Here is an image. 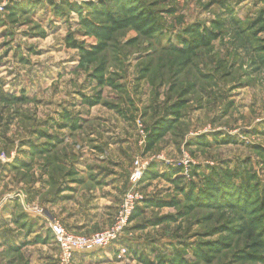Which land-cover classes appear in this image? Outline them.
<instances>
[{
    "label": "rangeland",
    "instance_id": "1",
    "mask_svg": "<svg viewBox=\"0 0 264 264\" xmlns=\"http://www.w3.org/2000/svg\"><path fill=\"white\" fill-rule=\"evenodd\" d=\"M100 1L109 9L96 19L92 11ZM126 2L137 4L125 9L118 0H0V166L9 169L2 174L0 204L16 200L23 218L26 204L17 196L32 199V186L45 190L46 164H56L59 156L69 163L110 165L116 175H126L123 194L133 161L161 156L170 163H148L147 170L154 164L165 174L141 180L145 203L138 206L141 214H132L126 253L116 259L158 264L157 256L169 259L177 250L189 264H264V0ZM84 19L107 28L112 22L121 25L109 32V50L89 59H83L80 48L90 50L101 37L82 26ZM236 24L248 25L254 42L244 39ZM199 34L214 37L194 48L196 56H179L184 41L194 42ZM97 71L103 87L94 77ZM110 81L121 90L112 89ZM95 92L124 117L115 108L82 105V97ZM155 108L163 118L178 120L145 152ZM65 111L77 119V130L58 127ZM91 134L105 140L95 149L103 153L101 159ZM45 143L55 145L49 155L33 154L32 144ZM207 167L238 174L239 184L253 181L259 200L189 205L181 190L191 181L199 185ZM53 170L57 179L67 172L58 166ZM150 200L160 207L147 206ZM32 202L44 211L41 197ZM160 218L158 225L148 223ZM20 243L0 247V264L40 263L32 242ZM186 243L202 246L204 253L195 256ZM54 260L58 264V255Z\"/></svg>",
    "mask_w": 264,
    "mask_h": 264
},
{
    "label": "crops",
    "instance_id": "2",
    "mask_svg": "<svg viewBox=\"0 0 264 264\" xmlns=\"http://www.w3.org/2000/svg\"><path fill=\"white\" fill-rule=\"evenodd\" d=\"M116 115L122 118L120 115ZM129 118L133 117L129 116ZM93 121L100 122L95 118ZM92 136L94 138L91 144H94V150L98 149L99 146L97 147V145L105 146V140H97L98 138L95 135L91 134L90 137ZM95 152L98 154L96 158L101 159L99 156L103 153L96 150ZM80 153L84 154V150ZM58 158L56 164H46L45 190L32 186V199L41 197L42 205L45 207L42 206L44 211H40L38 206H34L33 204L36 202H32V199H26L22 195L17 196L19 199L17 201L21 205L26 204L22 206L23 218L20 217V211L15 204L16 200L10 201L12 199H7L4 201L3 199V204H0V247L8 250L9 247L16 246L20 242V244L24 241L32 242V247H35V260L36 262L39 261V264L56 263L54 259L57 258L58 250L49 230L51 222L60 223L67 232L76 235L95 234L111 226L121 203L127 179L126 175L124 178L123 175H116L115 168L104 163L97 166H88L82 163H69L66 158L60 156ZM80 158L84 159L83 155ZM56 166L67 170L60 179H57L56 174H52L56 173V170H53ZM5 170H9L8 167L0 166V182L5 179L2 176ZM52 170L53 172L50 173ZM69 170L73 172L72 176H67ZM8 173L9 176L10 171ZM8 196L7 198H11L10 195ZM129 234L126 230L123 235L124 244H115L91 253L75 254L74 263L132 264L126 258L116 259L118 245H126V241L130 239ZM45 235H50V237ZM35 238L45 240V243H34Z\"/></svg>",
    "mask_w": 264,
    "mask_h": 264
},
{
    "label": "trees",
    "instance_id": "3",
    "mask_svg": "<svg viewBox=\"0 0 264 264\" xmlns=\"http://www.w3.org/2000/svg\"><path fill=\"white\" fill-rule=\"evenodd\" d=\"M121 3V8H123V6H126L125 9H129L130 7H133L134 5H136L137 3H131L134 5H129L127 6L129 3L126 2L127 0H123L125 2V5L123 2H121V0H118ZM100 6L99 9H97L96 7L93 9V14L94 17L97 19L98 16H100L99 14L102 15H106L108 13V9L109 7L107 6V2H103L100 1L98 3ZM105 7V8H104ZM11 10H15V7H13ZM105 10L107 12H105ZM13 12V11H12ZM15 14V12H13ZM149 20V19H147ZM82 21V26H84L90 33L101 37V40L99 42V44H96L95 46H92V48H90V50H83L80 48V50L83 53V59H89L90 57H97L98 55H100L102 52L105 53L104 51L109 50L110 46H107V44H105V42L107 41V39L110 37V33L111 31H113V29H121L117 28L121 25L117 24V22H112L113 25L110 26V28H107L105 26L102 25H96L95 22L93 21H89V20H81ZM146 21V20H143ZM150 26H152L150 24ZM236 26L239 27V29H241V32L243 31L244 33V39L248 38L249 42H254V39L251 38L252 35L249 32V30H246L247 28H249L248 25H238L236 24ZM251 26V25H250ZM148 29V28H147ZM146 30V29H145ZM97 33V34H96ZM196 41L194 42H187L184 41L186 44V47L182 50V51H176L178 52L179 56H186L188 55L190 58H192L193 56H196L198 53H194V48H196L197 46H205L208 45L210 43V41L213 39V35L211 34H199L196 35ZM251 36V37H250ZM192 41V40H191ZM82 57V56H81ZM104 58V54L102 56ZM143 68H140V72L142 73V75H144L145 72H142ZM100 72L97 71V73L94 75V77L97 79V85L98 87H103V85L105 84V81L103 80V75L98 74ZM139 79L141 78H137L135 81L138 82ZM110 86L112 87V89H116V90H121V87H118L116 84H114L112 81H110ZM156 88H158V83L156 84V87L154 88V96L156 97L157 91ZM167 98L170 92V90H167ZM170 97V96H169ZM12 100H16L14 98H12ZM169 101L170 98H168ZM180 106H182V104L177 103ZM82 105L86 106V107H94L97 105H101L103 107H106L108 109H112L115 108V110L118 112V115H121L122 111L121 109L119 110L117 107L112 106L113 104L108 103L107 101H105L102 98V95L100 92H95L92 96L86 97L83 96L82 97ZM176 105H171V114L175 116L176 114ZM154 113L156 115L155 120L150 122V125L148 127V135H147V140H146V147H145V152H149L151 151V149L153 148V145L155 144L156 141H158L163 134H165V132H169L172 129H174V127L176 126L177 120L178 118H163L162 114L158 115V111L156 110V108L154 109ZM143 117L146 116V113H144L142 115ZM124 117V116H123ZM61 118V123L57 124L58 127L60 128H65L68 127L69 129L75 131L79 128L78 124H77V119H70L71 115L68 112H64L63 115L60 116ZM41 137H46L48 140H52V137H48L45 132H39ZM54 140V139H53ZM57 144H59V142H56ZM55 147L54 144L51 143H45V144H39V145H34L32 144V149H33V154L36 155H42L43 151L45 152L44 154L49 155L51 153V148L53 149ZM51 156V155H50ZM59 159V158H58ZM58 161V160H57ZM50 163V162H49ZM195 167V166H194ZM195 169V170H194ZM198 169V167L193 168L194 170V174H196V170ZM208 173L204 174L202 173L201 176V183L199 185L196 184V182H192L188 185V186H184V188H182L181 192L183 195H181L184 199V201H188L190 204L189 205H212L214 203V205L216 203H221L224 201H227L228 198H233L235 200H237L240 203H248V202H255L256 200H259V186H255V183L253 181L250 182H244V184H239L236 179L239 178L238 174H234L233 172H229L228 170H223V169H216L215 167H207L206 168ZM171 173V172H170ZM178 173V172H177ZM165 173L159 174L158 170H156V166L154 164H151L148 168V170L146 171L142 181H147L146 183H148V181L155 179L158 176H163ZM180 181V179H178ZM145 202H143L144 205ZM152 203H154L153 201H146V205L147 206H154V207H160L157 205H152ZM259 203V202H258ZM191 207V206H189ZM215 207V206H214ZM141 207H137L134 211L133 214L136 215L139 212ZM186 209V208H185ZM189 209V208H188ZM141 214V213H140ZM134 217V216H132ZM132 219V218H131ZM163 218H160L158 220H156L155 222H148L149 224H154V225H158V223L161 222ZM48 239V238H47ZM39 242H44L45 240H41L40 238H35L34 243H39ZM185 246L191 247V249L193 250L192 253H194L195 256H198V254H203L204 250L202 248V246H200L199 248H197V245L194 246L192 244H188L186 243ZM161 256H157V261L158 264H165V262H168V264H189L188 262L186 263L185 260L181 259V256L179 254V252L176 250V252H174L171 256V258L166 259V258H160Z\"/></svg>",
    "mask_w": 264,
    "mask_h": 264
},
{
    "label": "built area",
    "instance_id": "4",
    "mask_svg": "<svg viewBox=\"0 0 264 264\" xmlns=\"http://www.w3.org/2000/svg\"><path fill=\"white\" fill-rule=\"evenodd\" d=\"M1 10H3L2 6H0ZM148 161L142 162L139 158L133 161L127 189L122 196L115 220L105 230L91 235H76L67 232L58 222L53 221L49 224V229L58 250V264H75V254L91 253L119 244L133 212L143 203L139 185L147 171L148 163L151 161L170 163L161 156H153ZM125 253L124 247L118 245L117 258H122Z\"/></svg>",
    "mask_w": 264,
    "mask_h": 264
}]
</instances>
